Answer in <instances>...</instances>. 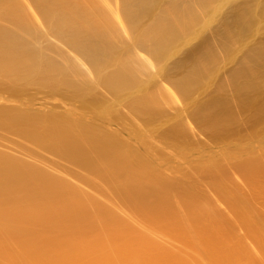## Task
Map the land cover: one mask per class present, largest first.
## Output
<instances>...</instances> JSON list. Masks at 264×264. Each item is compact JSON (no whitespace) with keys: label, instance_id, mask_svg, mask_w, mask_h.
Segmentation results:
<instances>
[{"label":"bare ground","instance_id":"1","mask_svg":"<svg viewBox=\"0 0 264 264\" xmlns=\"http://www.w3.org/2000/svg\"><path fill=\"white\" fill-rule=\"evenodd\" d=\"M0 128V264H264V0H0Z\"/></svg>","mask_w":264,"mask_h":264},{"label":"rangeland","instance_id":"2","mask_svg":"<svg viewBox=\"0 0 264 264\" xmlns=\"http://www.w3.org/2000/svg\"><path fill=\"white\" fill-rule=\"evenodd\" d=\"M216 24H217V23L214 22L213 25L215 26ZM211 26H212V25H211ZM212 27H213V26H212ZM206 33H207V29H206V32H204V33H202V34H206ZM196 42H198V40L193 41V42L191 43V45H192V44H195ZM52 103H53V102H52ZM55 103H56V102H55ZM55 103H54V104H55ZM57 103H58V102H57ZM57 103H56V105H57ZM48 111H50V110H48ZM1 129H2V128H0V147H1V146L3 147V146L5 145V147H6L7 149H9L10 151H12V152L16 155L17 153H16L15 150H16L18 147H17L16 149H15V147H13V146H14V145H13V143H14V142H13V137L15 136V134H14L13 132H11V131H8V130H7V132H6V130H5L4 133H5V134L8 133L7 137H8V140H9V141L7 142V144H6V143H4V142L7 141V140H6L7 138L5 137V138H6V139H5L6 141L3 142V135H4V133H3V135H2ZM2 130H3V129H2ZM3 131H4V130H3ZM13 134H14V135H13ZM5 136H6V135H5ZM19 138H20V139H19ZM19 138H18V140H19L20 143H21V142H22V143L24 142V143L27 145L28 143H26V142H30V141H28V140H26V141H25V140H24V141H20V140H23V139H21V138H22L21 136H19ZM14 140H17V139L14 138ZM17 143H18V142H17ZM22 143H21V144H22ZM24 143H23V144H24ZM28 145H29V144H28ZM28 145H27V146H28ZM35 145H36V144H35ZM35 145H34V147H35ZM15 146H16V145H15ZM24 146H25V145H24ZM29 146H31V148H34V147H32L33 144H32V145L30 144ZM19 147H21V146L19 145ZM22 147H23V146H22ZM24 148H25V147H24ZM26 148H28V147H26ZM37 148H38V147H36V149H37ZM40 148H41V147H40ZM40 148H39V149H40ZM18 149H19V148H18ZM39 149L36 150L37 153L39 152ZM42 149H43V148H42ZM24 150H25V149H24ZM27 150L30 152L29 148H28ZM34 150H35V149H34ZM25 151H26V150H25ZM28 151H26V152H27V156L30 157V156H29L30 153H29ZM43 151H44V150H42L41 153H42ZM18 152H21V151H18ZM22 152H23V151H22ZM45 152H46V151H45ZM23 153L25 154V152H23ZM28 153H29V154H28ZM35 153H36V152H35ZM35 153H33V155H31V156H34ZM41 153H39V154H41ZM47 153H49V155H48V156H45V157H47V158L49 157V159H50V157H51V153H50V152H47ZM47 153H46V154H47ZM31 154H32V152H31ZM39 154H35V155H36L35 158H33V157H30V158H31V159H35V160L38 159L37 161L40 162V163H42V161H44L45 158H43L44 160H40V161H39V158H41V157H39V158L37 157V155H39ZM43 154H44V152H43ZM43 154L40 155V156H43ZM21 155H22V153H19L17 156H21ZM54 155H55V154H54ZM25 156H26V155H25ZM23 157H24V156H23ZM53 157H54V156H53ZM53 157H51V160H52ZM56 157H57V156H55V159L52 160V161H55V160H56ZM41 159H42V158H41ZM57 159H58V158H57ZM51 160H50V162H52ZM63 160H64V159H62V161H63ZM58 161H59V159H58ZM58 161H57V162H58ZM64 161H66V160H64ZM48 162H49V161H48ZM59 162H60V161H59ZM66 162L68 163V161H66ZM66 162H65V163L62 162V163H63V164H67ZM46 163H47V160H46L45 162H43L42 164H43V165H46ZM52 163H54V162H52ZM52 163H51V164H52ZM55 163H56V162H55ZM62 163H61V164H62ZM69 163H70V162H69ZM61 164H60V165H61ZM57 165H58V164H57ZM57 165H54V164H53V166H57ZM46 166H48V167H50V168H52V169H54V170L56 169V168H53L51 165H49V163H47ZM65 166H67V165H65ZM68 166H69V164H68ZM59 167H60V166H59ZM59 167H57V170H58V172H60V173L62 174L61 171H63V170L60 171V168H59ZM63 167H64V166H63ZM70 167H71V165L69 166V168L64 167L65 169H66V168L69 169L68 171H65L66 173H67V172L69 173V172L73 171V169H74L76 166H75L74 168L72 167V168H73V169L71 168L72 170H70ZM58 168H59V169H58ZM76 168L78 169V166H77ZM76 168L74 169V172H77V171H76ZM61 169H62V168H61ZM65 169H64V170H65ZM67 169H66V170H67ZM57 170H56V171H57ZM78 170H79V169H78ZM79 171H80V172H83V171H81V169H80ZM65 172H64L62 175H64V176H65L66 178H68V179H70L69 177H71L70 180H75V178H78V177H77V176H79L78 174L82 175L80 172H78V174L75 173V174H77L76 177H75V175H73V174H72V175H69V177H68V176L65 175ZM74 172H73V173H74ZM68 173H67V174H68ZM69 174H71V173H69ZM83 175H84V173H83ZM74 177H75V178H74ZM79 177H80V176H79ZM72 178H73V179H72ZM76 180H80V179H76ZM76 180H75L74 182H76ZM78 182H81V181H77V183H78ZM82 183H83V182H82ZM79 184H80V183H79ZM80 185L82 186V184H80ZM82 187H84V188H85V187H86V188H89V187H87V184L85 185V183H83V186H82ZM86 188H85V189H86ZM88 190H91V192H92V189L89 188ZM93 192L95 193V190H93ZM93 192H92V193H93ZM110 199H111V198H110ZM111 201L114 202V203H116L114 199H113V200L111 199ZM115 205H116V204H115ZM117 206L120 207L121 205H120V204H117ZM120 208H121V207H120Z\"/></svg>","mask_w":264,"mask_h":264}]
</instances>
